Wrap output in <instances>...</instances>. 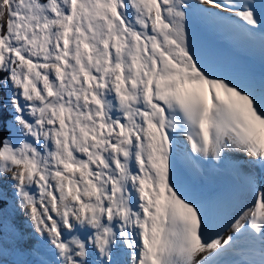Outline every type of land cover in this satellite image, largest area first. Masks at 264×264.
<instances>
[{
	"label": "snow or ice",
	"instance_id": "6c2138e0",
	"mask_svg": "<svg viewBox=\"0 0 264 264\" xmlns=\"http://www.w3.org/2000/svg\"><path fill=\"white\" fill-rule=\"evenodd\" d=\"M204 29L264 55V0H0V264H264V71Z\"/></svg>",
	"mask_w": 264,
	"mask_h": 264
},
{
	"label": "bare ground",
	"instance_id": "6f19581e",
	"mask_svg": "<svg viewBox=\"0 0 264 264\" xmlns=\"http://www.w3.org/2000/svg\"><path fill=\"white\" fill-rule=\"evenodd\" d=\"M214 33L226 42L225 51L221 55V62L226 68H238L257 76L264 71V55L258 42H249L235 34L220 31ZM181 140L183 141V137ZM231 183L232 177L229 172L209 171L203 183L199 184L197 180L194 186L198 194L208 196L223 191Z\"/></svg>",
	"mask_w": 264,
	"mask_h": 264
},
{
	"label": "rangeland",
	"instance_id": "374dc122",
	"mask_svg": "<svg viewBox=\"0 0 264 264\" xmlns=\"http://www.w3.org/2000/svg\"><path fill=\"white\" fill-rule=\"evenodd\" d=\"M197 40L203 46V48L211 54L212 58L220 66L225 67L223 62H221L222 61L221 55L225 51L226 42L222 38L217 36L213 30L204 29V30H198ZM9 211H10L9 221L11 222L14 220L17 227H19L25 233H29L31 229L24 225L23 223L24 217L11 213V209ZM2 229L3 226L2 224H0V231H2Z\"/></svg>",
	"mask_w": 264,
	"mask_h": 264
}]
</instances>
